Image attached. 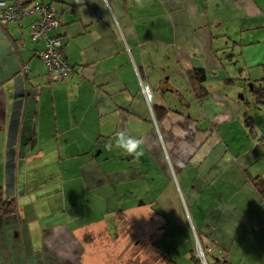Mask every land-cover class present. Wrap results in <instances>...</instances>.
<instances>
[{"label":"crops","instance_id":"0c3cea01","mask_svg":"<svg viewBox=\"0 0 264 264\" xmlns=\"http://www.w3.org/2000/svg\"><path fill=\"white\" fill-rule=\"evenodd\" d=\"M43 2L70 68L64 79L42 80L44 44L27 35L36 15L0 24V188L16 206L0 218V264H93V236L126 215L108 202L128 192L136 162L166 179L188 169L180 180L199 206L192 228L203 247L226 264H264V202L245 179L264 183V0ZM157 58L171 63L167 76ZM193 70L205 76L198 98ZM238 82L252 89L244 104L227 92ZM180 87L197 114L167 105ZM17 128L11 190L7 150ZM121 131L143 141L142 157L105 149Z\"/></svg>","mask_w":264,"mask_h":264},{"label":"rangeland","instance_id":"374dc122","mask_svg":"<svg viewBox=\"0 0 264 264\" xmlns=\"http://www.w3.org/2000/svg\"><path fill=\"white\" fill-rule=\"evenodd\" d=\"M159 66L164 67L162 70H166L165 76H167L171 63L165 64L157 58L155 67ZM242 84L238 82L228 88L227 92L237 103L244 104L253 94L251 86H242ZM175 90L176 93L166 95L165 98L169 100L167 105L197 114L199 107L186 95L184 89L180 87ZM134 167L139 176L128 184L129 187H124V189L128 188V192L125 195L117 193L115 200L108 202L112 207L116 205L118 208L127 207L126 215L112 220L114 225H109L112 230L109 233L98 231L97 237L92 235L95 241L90 248L91 262L93 264H164L158 251L164 248L177 264H189L188 250L193 249L195 257L197 248L201 249L204 244L202 236L193 231V228L198 230L201 219V215L197 213L199 206L192 208L180 180L185 179L183 177L187 176L188 169L184 170L183 177L175 171L173 177L169 172L171 179H166L145 163L136 162ZM21 181L20 178V183ZM170 182H175L173 185L175 192ZM20 188H17V192ZM107 219L110 218L106 217ZM202 253L206 260L209 259L210 254H206L205 251Z\"/></svg>","mask_w":264,"mask_h":264},{"label":"built area","instance_id":"2783aa9c","mask_svg":"<svg viewBox=\"0 0 264 264\" xmlns=\"http://www.w3.org/2000/svg\"><path fill=\"white\" fill-rule=\"evenodd\" d=\"M36 15V20L28 26V38L31 42L41 41L44 46L38 52V56L45 67L42 80L45 84L64 79L70 72L69 66L61 56V45L56 35L57 22L53 16V10L41 0H36L29 6L19 3H7L0 0V24L8 22H20L24 17ZM20 72L25 75L27 67L22 66ZM141 95L147 107L151 102V93L146 86H140ZM197 248V247H196ZM209 250H206L208 252ZM195 257L201 264H206L202 250L197 248Z\"/></svg>","mask_w":264,"mask_h":264},{"label":"trees","instance_id":"16d2710c","mask_svg":"<svg viewBox=\"0 0 264 264\" xmlns=\"http://www.w3.org/2000/svg\"><path fill=\"white\" fill-rule=\"evenodd\" d=\"M41 2L44 3L43 0H41ZM44 4H47V6L49 5V7H51L50 4H48V3H44ZM55 33L57 35V32H55ZM191 76H192L193 80L195 81V83H197V85H198L197 89H193V91H195V98L200 97V95H196V92H198V93L201 92L205 95L206 94L205 87H203V85H202V83L205 81V76H204L203 72H201L199 70H193V71H191ZM160 109L163 112L166 111L163 108H160ZM17 138H18V128H17L15 134L13 135L14 143L9 145L8 150H7L8 152H10V151L12 152L11 154H9L8 159H7V163H6V166H7L6 167V186L9 185L11 190L14 189V186L16 184L14 174L18 170L17 169L18 164L16 163L17 160L15 159V155H14L15 144H16ZM245 179L252 186L253 190L262 199V202H264V183L258 177H251L248 174H245ZM15 214H16V206H15L14 198L13 197H6L4 194V189L0 188V218L14 216ZM201 249H202V251H205L206 254H210L209 259H207V260H206V257L204 256L206 264H226L224 262V257L221 256V253L219 250H214V249L211 250L208 247H206V248L201 247ZM206 250H209V251L206 252ZM158 251H159V255L162 259V262L164 264H176L175 261L171 257H169V255L167 253H165L164 250L158 249ZM212 253H215V254H212ZM188 260H189L190 264H200L199 260L196 257H194V255H193V249H191L188 253Z\"/></svg>","mask_w":264,"mask_h":264},{"label":"clouds","instance_id":"9594fccd","mask_svg":"<svg viewBox=\"0 0 264 264\" xmlns=\"http://www.w3.org/2000/svg\"><path fill=\"white\" fill-rule=\"evenodd\" d=\"M137 4L141 3V0H136ZM75 3L83 6V0H75ZM143 141L140 138L128 135L126 132L121 131L117 134L114 143H108L105 145L107 151H113V149L121 150L128 156H132L139 159L144 155Z\"/></svg>","mask_w":264,"mask_h":264}]
</instances>
